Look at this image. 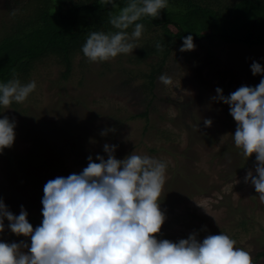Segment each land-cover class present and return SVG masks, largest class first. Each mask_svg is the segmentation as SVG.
<instances>
[{"label": "rangeland", "instance_id": "374dc122", "mask_svg": "<svg viewBox=\"0 0 264 264\" xmlns=\"http://www.w3.org/2000/svg\"><path fill=\"white\" fill-rule=\"evenodd\" d=\"M13 9L0 0V33L17 12ZM155 34L143 33L133 53L106 62L77 56L67 80L54 56L32 64L20 81H35V91L20 103L21 110L10 105L0 111V119L16 123L13 145L0 152V200L16 216L23 207L35 230L43 220L44 185L79 174L89 156L97 163V155L107 159L104 145H115L118 160L135 152L167 165L159 200L166 219L158 240L175 243L196 233L202 241L223 233L249 252L253 264H264V257H257L264 251V203L251 182H244L249 171L256 175V156L246 160L237 151L229 106L213 99L217 88L228 97L264 79L251 72L253 62L264 67V46L205 41L181 52L183 45L176 42L151 88L148 76L158 69L157 58L132 60L140 43ZM163 74L172 85L159 81ZM146 110L147 118L139 116ZM205 119L212 120L211 127ZM21 241L30 247V239L4 224L0 242Z\"/></svg>", "mask_w": 264, "mask_h": 264}, {"label": "clouds", "instance_id": "9594fccd", "mask_svg": "<svg viewBox=\"0 0 264 264\" xmlns=\"http://www.w3.org/2000/svg\"><path fill=\"white\" fill-rule=\"evenodd\" d=\"M106 2L117 7L114 0ZM167 7L168 0H128L118 14L109 13L108 22L116 31L90 32L83 55L98 63L133 53L146 30L138 21L142 17L156 19ZM130 28L131 33L127 31ZM155 47L162 53L165 46L157 42ZM194 47L189 35L180 51ZM251 72L264 75V67L253 62ZM159 81L165 86L173 84L167 74ZM36 87L35 81L24 84L14 75L0 83V106L24 102ZM216 93L213 99L229 106L237 124L235 146L246 160L256 156V175L249 171L244 182H251L264 203V79L255 87L241 86L228 97L220 88ZM204 125L211 127L212 120L205 119ZM15 127V121L7 116L0 119V152L13 145ZM115 151V145L105 144L107 159L97 155V163L89 156L87 167L79 174L49 180L41 201L43 220L35 230L23 207L16 216L0 200V233L6 219L13 234L31 239L30 247L24 241L0 242V264H253L249 252L235 247L236 241L223 233L202 241L196 233L175 243L158 240L166 219L159 200L167 165L135 152L118 160Z\"/></svg>", "mask_w": 264, "mask_h": 264}, {"label": "trees", "instance_id": "16d2710c", "mask_svg": "<svg viewBox=\"0 0 264 264\" xmlns=\"http://www.w3.org/2000/svg\"><path fill=\"white\" fill-rule=\"evenodd\" d=\"M114 3L115 8L106 0H7V6L17 12L0 33V83L14 75L19 80L29 76L34 62L50 56L65 67L62 77L67 80L75 58L86 59L82 47L88 34L116 31L108 22L109 13L118 14L128 0ZM138 23L145 25L144 33H157L140 43L132 60L137 64L157 58L159 67L148 76L151 88L174 44L183 45L189 35L193 43L219 41L248 48L264 46V0H168V7L160 11L158 18L142 17ZM171 27L176 30L174 33ZM157 42L165 46L162 53L156 50ZM20 106L15 101L11 104L16 110H21ZM139 116L147 118L148 111ZM4 224L8 226L9 222L5 219ZM257 257H264V251Z\"/></svg>", "mask_w": 264, "mask_h": 264}]
</instances>
